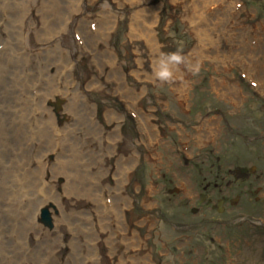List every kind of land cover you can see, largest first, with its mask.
<instances>
[{"label": "rangeland", "instance_id": "374dc122", "mask_svg": "<svg viewBox=\"0 0 264 264\" xmlns=\"http://www.w3.org/2000/svg\"><path fill=\"white\" fill-rule=\"evenodd\" d=\"M237 1L196 54L181 0H0V264H128L137 239L154 264H264V0ZM141 9L186 56L173 83L129 36Z\"/></svg>", "mask_w": 264, "mask_h": 264}, {"label": "bare ground", "instance_id": "6f19581e", "mask_svg": "<svg viewBox=\"0 0 264 264\" xmlns=\"http://www.w3.org/2000/svg\"><path fill=\"white\" fill-rule=\"evenodd\" d=\"M117 1H123V0H117ZM131 1V0H128ZM137 2H141L142 0H136ZM175 1V0H171ZM181 2L184 4V8L186 9V13L183 16L184 19L189 22L191 25H194L191 27V34L193 35L196 43V48L194 49L196 54H200L202 51V46L210 45L212 42L215 41L213 32L214 31H220L219 33H225V31L230 30L235 25V21L237 19V16L239 15L241 11V4L237 0H181ZM225 3H228V7L226 11H222V5ZM142 14V15H141ZM140 16H142V19L139 20L138 11L135 12L129 21L128 30H129V36L133 39H136L147 47L149 53H150V63L152 66V76H154V69L157 68L158 61L161 56L160 49L157 45V42L154 38V33L151 30V24L154 18V12L152 9L148 10H140L139 13ZM144 15V16H143ZM107 29V27L105 28ZM245 28L243 26H240L238 29V32H240V38L242 41V48L251 46L250 41L253 40V38H250L248 34L245 33ZM260 32L264 31V27H258L257 29ZM242 34V35H241ZM109 37V32H104L102 35V42L106 43L107 38ZM261 39V38H259ZM113 54L112 49L108 48L106 49V55ZM187 60V59H186ZM108 67H110V71H114L117 73L119 71V67L115 59H112L110 61V64H108ZM146 73V72H144ZM183 76L180 66L179 70H175V77L181 78ZM119 89L121 91V94L123 95V98L126 100L128 99L131 101L130 108L134 112L137 113L138 109V95L134 90H128V87L124 83H118ZM182 96V95H181ZM128 175H123V177H127ZM123 187V182L118 181L117 187ZM4 211L7 212L9 210L8 206H3ZM4 230V228L2 229ZM1 230V231H2ZM134 247L137 249L135 254H132L130 256L126 255V258H130L131 262H128V264H154L152 260L150 259V256L147 252H145V244L140 240L137 239L135 242ZM122 254V264H126L125 261V255Z\"/></svg>", "mask_w": 264, "mask_h": 264}, {"label": "clouds", "instance_id": "9594fccd", "mask_svg": "<svg viewBox=\"0 0 264 264\" xmlns=\"http://www.w3.org/2000/svg\"><path fill=\"white\" fill-rule=\"evenodd\" d=\"M186 62V56L181 50L170 53H161L157 68L154 69L155 78L161 83H173L175 80V70H179V66ZM195 72H199L197 66Z\"/></svg>", "mask_w": 264, "mask_h": 264}, {"label": "flooded vegetation", "instance_id": "af4514ba", "mask_svg": "<svg viewBox=\"0 0 264 264\" xmlns=\"http://www.w3.org/2000/svg\"><path fill=\"white\" fill-rule=\"evenodd\" d=\"M241 172L252 173V170H251V169H242ZM237 227H238V225H237ZM237 230H238V232H240V239H243V238L241 237V233L244 234V232H242L241 230H239V228H237Z\"/></svg>", "mask_w": 264, "mask_h": 264}]
</instances>
